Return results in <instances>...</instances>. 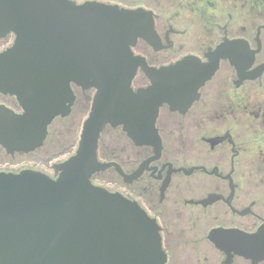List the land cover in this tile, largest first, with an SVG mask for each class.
Returning a JSON list of instances; mask_svg holds the SVG:
<instances>
[{"label": "flooded vegetation", "instance_id": "flooded-vegetation-1", "mask_svg": "<svg viewBox=\"0 0 264 264\" xmlns=\"http://www.w3.org/2000/svg\"><path fill=\"white\" fill-rule=\"evenodd\" d=\"M69 1L141 11L146 31L129 46L138 60L133 92L151 86L143 68L159 71L188 60L190 72L206 76L200 86H188L190 101L159 107L157 148L107 125L97 161L115 164L123 176L110 166L91 175V184L135 202L154 222L163 264H264L262 256L221 251L210 238L220 229L253 234L264 224V0ZM16 39L0 29V54ZM70 88L69 114L51 121L40 147L20 152L0 144V173L57 178L55 167L79 143L61 159L67 152L58 143L62 127L74 128L76 118L65 121L77 113L87 118L95 95L93 88ZM23 111L16 96L0 92V112ZM117 180V188L103 185Z\"/></svg>", "mask_w": 264, "mask_h": 264}, {"label": "water", "instance_id": "water-1", "mask_svg": "<svg viewBox=\"0 0 264 264\" xmlns=\"http://www.w3.org/2000/svg\"><path fill=\"white\" fill-rule=\"evenodd\" d=\"M140 10L69 0H0V29L16 34L0 54V92L16 96L25 111L0 112V144L29 152L47 126L69 114L70 85L95 89L77 150L57 165L56 179L41 173H0V264H163L157 227L135 202L91 184L112 163L97 161L98 139L121 126L136 144L157 148L154 127L162 104L190 101L200 86L188 60L144 69L151 86L133 92L137 58L129 46L146 25ZM215 246L245 258L264 257V224L253 234L216 230Z\"/></svg>", "mask_w": 264, "mask_h": 264}, {"label": "rangeland", "instance_id": "rangeland-1", "mask_svg": "<svg viewBox=\"0 0 264 264\" xmlns=\"http://www.w3.org/2000/svg\"><path fill=\"white\" fill-rule=\"evenodd\" d=\"M76 111H78V110H76ZM74 118L77 119V123H76V126L74 128H71L70 130H68V126H65L66 128L64 126L62 127V134H61L60 140H58L59 141L58 143L62 144V148L63 149L65 148V150H67V152L64 153L65 156L64 155L61 156V159L66 158L68 155L72 154L74 152V150L76 149L77 143L79 141V136L81 133L82 122L86 118V115L85 114L81 115V114L77 113V115H75V117H74V115L71 116V118L66 120L65 123L70 124ZM32 156H33V158L31 159V161H32L31 163L33 164L35 161V159H34L35 156L34 155H32ZM103 179L108 180V176H107V178H106V176L103 177ZM111 183L112 184H108L105 181V183H103V185H106L107 187L112 188V189L117 188L118 186L121 185V182L118 180L114 181V183L113 182H111Z\"/></svg>", "mask_w": 264, "mask_h": 264}]
</instances>
